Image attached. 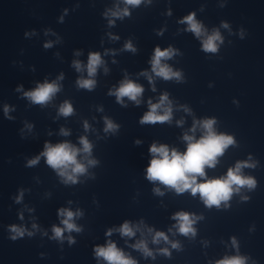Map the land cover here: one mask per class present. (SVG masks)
<instances>
[{"label": "water", "instance_id": "water-1", "mask_svg": "<svg viewBox=\"0 0 264 264\" xmlns=\"http://www.w3.org/2000/svg\"><path fill=\"white\" fill-rule=\"evenodd\" d=\"M192 14L200 37L185 21ZM214 31L222 42L205 52L203 40ZM157 47L173 50L161 63L180 79L153 72ZM93 53L102 62L89 76ZM81 79L94 80L93 88L80 87ZM125 81L143 88L139 103L117 101ZM44 83L59 90L33 103L25 93ZM165 95L157 114L171 108L170 119L142 124L150 102ZM65 103L73 109L68 116L60 112ZM209 119L234 143L197 183L226 177L237 163L251 165L240 174L256 181L211 207L199 193L147 178L153 144L185 153V135L198 141ZM106 120L117 127L105 131ZM81 138L92 146L77 155L86 171L66 182L42 153L65 142L82 149ZM61 209L75 214L79 231L65 229ZM179 212L194 218V235L179 232ZM125 222L133 235L121 233ZM54 227L64 229L62 238ZM157 232L167 240L154 242ZM110 243L135 264H218L237 256L264 264V0H0V264H109L96 249Z\"/></svg>", "mask_w": 264, "mask_h": 264}, {"label": "clouds", "instance_id": "clouds-1", "mask_svg": "<svg viewBox=\"0 0 264 264\" xmlns=\"http://www.w3.org/2000/svg\"><path fill=\"white\" fill-rule=\"evenodd\" d=\"M129 5H139L141 0H125ZM125 14L127 11L125 10ZM117 15V13H113ZM185 21L189 25V30L192 31L197 37H200L203 28L202 25L195 20L194 14L185 17ZM227 27V24L223 25ZM217 41L222 42V37L218 31H214L211 35L207 36L203 40V50L205 52L215 53L218 50ZM49 45H46L48 47ZM125 47L129 50L135 51L132 45L126 44ZM173 55L171 48L161 50L159 47L155 49V54L152 58V70L157 76L163 77L165 80L173 77L180 79L181 74L174 72L167 65L161 63L162 59L170 58ZM101 57L98 53L90 54L87 72L89 76H93L96 73L97 66L101 64ZM74 65L79 71L81 69L80 62H74ZM78 84L82 88L92 89L95 81L90 79H81ZM58 86L55 83L41 84L34 91L25 93L33 103L44 104L51 99V97L58 91ZM143 92V88L135 84L132 81L123 82L115 91L117 101L121 102L123 97H128L132 101H138V97ZM167 101V96H162L161 100L157 104H151L150 110L141 119V123H156L164 122L171 117V108H166L163 115L157 114V109ZM7 111V109H5ZM61 114L68 116L73 112L70 104L65 103L60 108ZM215 120H204L202 127L205 129L206 134L201 139L194 140L192 136L185 135L184 139L188 141V147L185 153H179L175 149L169 151L166 145H160L159 147L153 144L150 148V152L153 154V159L147 168V178L150 181H159L162 184L174 188L178 193H183L190 190L193 195L200 194L204 203L211 207L213 205L219 206L222 201H228L232 196L233 191H239L241 187L247 186L249 189L254 188L256 181L252 177H245L240 174L242 167L251 166L247 163H237L235 169H229L227 176L219 179L206 180L202 183H197V177L205 176V166L214 167L216 158L223 154L224 149L233 144L234 141L229 136L223 134L217 135L213 131V125ZM117 126L110 120H106L105 131L114 130ZM63 131V130H62ZM67 135V132L63 133ZM82 149L70 145L69 143H61L57 145H45V151L42 153L46 157L47 164L53 169L58 170L61 176L66 177L67 181L75 182V174H82L86 171L85 166L77 160V155L80 151L84 153H91V144L86 138H81ZM36 160L29 161V164H35ZM96 161L89 160V164H95ZM233 185L236 188H233ZM157 191H159L157 189ZM60 214L65 217L62 223L65 229L68 231L79 229L72 222L75 215L72 211L61 209ZM178 221V230L184 235L189 233L195 234V229L192 227L195 222L194 218L190 214L185 212L176 213L174 217ZM12 231L19 236H23L24 231L15 226L12 227ZM64 229L54 227L53 232L55 238H62ZM123 235L131 236L134 234L133 229L127 222L123 224L120 229ZM31 235V233H30ZM13 236L12 239H15ZM154 242H159L160 239L167 240V236L163 232H157L153 238ZM138 248H142L146 254L151 255L144 242H140L136 245ZM173 247H177L173 244ZM167 253V249L163 250ZM96 255L103 257L109 262V264H135V261L124 256V254L118 250L115 244H109L106 248H97ZM218 264H245V258L243 257H231L225 258V260L218 262Z\"/></svg>", "mask_w": 264, "mask_h": 264}]
</instances>
